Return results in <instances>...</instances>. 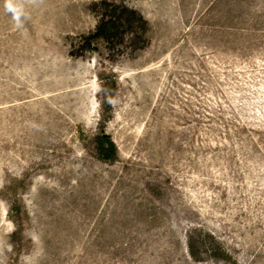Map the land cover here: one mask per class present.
Returning a JSON list of instances; mask_svg holds the SVG:
<instances>
[{"label":"rangeland","instance_id":"rangeland-1","mask_svg":"<svg viewBox=\"0 0 264 264\" xmlns=\"http://www.w3.org/2000/svg\"><path fill=\"white\" fill-rule=\"evenodd\" d=\"M101 1L0 0V264H264V0Z\"/></svg>","mask_w":264,"mask_h":264},{"label":"trees","instance_id":"trees-1","mask_svg":"<svg viewBox=\"0 0 264 264\" xmlns=\"http://www.w3.org/2000/svg\"><path fill=\"white\" fill-rule=\"evenodd\" d=\"M99 5L100 19L95 32L80 38L78 50L82 54L94 52L98 42H103L110 54L119 51L120 45L137 51L147 44L149 24L138 11L106 0ZM97 144L101 157L107 160L117 158V147L110 136L99 135Z\"/></svg>","mask_w":264,"mask_h":264},{"label":"clouds","instance_id":"clouds-1","mask_svg":"<svg viewBox=\"0 0 264 264\" xmlns=\"http://www.w3.org/2000/svg\"><path fill=\"white\" fill-rule=\"evenodd\" d=\"M5 9L16 22L17 27H21V18L24 15L23 9L15 2V0H5Z\"/></svg>","mask_w":264,"mask_h":264}]
</instances>
